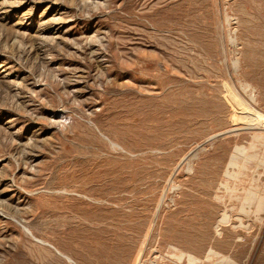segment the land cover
Instances as JSON below:
<instances>
[{"label": "rangeland", "instance_id": "rangeland-1", "mask_svg": "<svg viewBox=\"0 0 264 264\" xmlns=\"http://www.w3.org/2000/svg\"><path fill=\"white\" fill-rule=\"evenodd\" d=\"M0 264H264V0H0Z\"/></svg>", "mask_w": 264, "mask_h": 264}]
</instances>
